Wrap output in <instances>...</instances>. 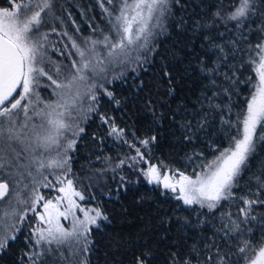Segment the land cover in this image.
<instances>
[{
	"label": "snow or ice",
	"instance_id": "snow-or-ice-1",
	"mask_svg": "<svg viewBox=\"0 0 264 264\" xmlns=\"http://www.w3.org/2000/svg\"><path fill=\"white\" fill-rule=\"evenodd\" d=\"M6 3L0 7V258L11 250L31 212L38 223L26 238L29 250L19 258L20 264H90L93 226L99 227L98 222L108 221V216L100 205L83 206L84 192L67 177L71 172L69 153L76 151L85 131L81 121L87 122L95 114L107 126L109 137L134 149V154L115 163L110 157L103 158L104 167L97 171L101 177L113 173L114 183L102 195L118 199L135 175L137 182L142 178L173 193L175 200L192 208L198 217L195 223L185 218L180 227L199 229L200 237L191 244L186 235L172 241L162 250L163 264H264V168L251 171V162L264 151V0H233L227 10L221 3L210 17L193 20L191 30L204 43L201 51L191 52L192 59L180 75L195 70L204 78L197 98L202 112L180 116L186 112L180 106L165 115L154 99L144 96L142 110L151 121L149 133L157 127L164 129L167 121L165 130L174 125L179 138L194 147L199 134L207 135L212 127L208 116L219 114L228 144L190 174L151 162L159 133L140 136L101 111L104 98L116 108L128 102L110 87L117 82L136 81V97L145 90L141 72L148 71L149 57L156 54L154 38L167 31L175 17L174 6L183 7L181 0H96L107 28L97 25L92 29L94 35L77 38L53 27L52 32L67 38V42L59 41L63 48L41 30L47 17L54 16L53 0ZM187 23L181 17L176 27L184 29ZM221 25L233 34L240 33L227 40V47L214 38L225 32L211 31ZM242 43L244 47H240ZM51 52L64 56L70 67L53 59ZM237 56L241 57L238 62ZM172 57L183 63L178 53ZM245 65V71L250 69L254 77L238 75ZM174 70V64L162 63L151 87L157 93L164 87L167 95H174L178 83ZM240 84L249 86L248 95L237 106L233 97L241 94ZM42 88H51L57 99L45 102ZM196 115H200L199 121ZM53 151L55 156L46 160L44 154ZM201 156L203 153L193 151L184 158L194 163ZM45 169L59 170L52 173L59 185L55 191L60 193L55 198L46 199L40 192L41 187H54ZM245 186L247 191H243ZM233 205L235 213L230 210ZM38 206L42 211H37ZM61 219L70 220V226L65 227ZM205 224L212 227L211 235L203 233ZM160 255L145 243L133 255L132 264H160Z\"/></svg>",
	"mask_w": 264,
	"mask_h": 264
},
{
	"label": "trees",
	"instance_id": "trees-1",
	"mask_svg": "<svg viewBox=\"0 0 264 264\" xmlns=\"http://www.w3.org/2000/svg\"><path fill=\"white\" fill-rule=\"evenodd\" d=\"M221 3L227 10L233 0H181L183 7L174 6L175 17L169 22L167 31L154 38V43L157 46L156 54L149 57L152 63L147 65L148 71L141 72V78L146 85L145 90L139 94V97H136L134 95L136 81L130 78L125 84L117 82L110 86L118 97L127 99L126 104L121 108H116L106 98L102 101L101 111L107 112L109 116L113 117L120 127L133 129L140 136L159 133V142L152 146V163L163 162L167 168L179 169L190 174L196 165L213 159L219 150L228 144L226 133L219 122L218 113L208 116L212 127L208 128L207 135L199 134V139L195 142L194 147L179 138L180 134L174 125L171 130H165L168 128L167 121L164 122V129L157 127L149 133L148 125L151 121L142 110L144 96L147 94L155 100L156 107L165 115L175 112L180 106L186 109V112H181L180 116L191 117L194 113L202 112L197 98L201 96L203 87L201 81L204 78L195 70L183 77L180 74L188 61L192 59L191 52L193 50L201 51L200 46L204 43L202 37L199 34H194L191 30L193 20L202 16L210 17ZM4 6H7L6 0H0V7ZM52 12L54 16L47 17V22L41 26V30L48 32L49 39L57 44L61 39L67 42V38L52 32L53 27L57 32L66 30L77 38L94 35L92 29L97 25L107 28L106 22L101 19V11L96 0H53ZM181 17L188 22L184 29L176 27ZM77 27L80 29L79 32L76 31ZM211 31L213 33L225 32L224 36L216 34L214 38L217 42L224 43L226 47L229 38L235 39L240 34L238 31L235 34L232 31H226L222 25ZM59 47L63 48V45L59 44ZM240 47H244L243 43ZM174 52L183 57V63L173 60L172 53ZM50 54L53 59L63 60L70 66V61L64 56H60L56 52ZM240 59L241 57L237 56V62ZM162 63L169 64L170 67L175 65L174 76L178 83L175 94L172 96L166 94L167 90L164 87H161L158 93L155 88L151 87L157 79ZM245 69H248L247 65L240 69L238 75L243 73L245 76L249 74L255 76V73L250 69L248 71ZM131 75L133 74L129 73L130 77ZM248 87L246 84L239 85L241 94L238 97H233L237 106L241 105L244 97L248 95ZM40 91L45 102L55 100L51 88H42ZM223 100L227 102V97H223ZM200 119V115L195 116L196 121ZM81 126L85 131L77 141L76 151L69 153L71 172L67 178L73 179L77 190L84 192L86 200L82 203L85 206L100 205L108 216V221L101 220L98 222L99 227L93 226L91 235L93 246L89 254L90 264H132L133 255L140 251L145 243L161 253L160 264H163L162 250L166 249L172 241L177 240L181 235H186L189 244H191L194 239L200 237L201 230L180 227L185 218L193 223L198 219L192 208L175 200L173 193L166 192L162 187L149 185L142 178H139V182H137L138 177L132 175L133 182L127 185V190L120 191L118 199L114 196L102 195L114 183L113 173L106 172L101 177L100 172L97 171L104 167L103 158L110 157L115 163L130 152L134 154V149H129L127 144L109 137L107 126L102 125L95 114H92V118L87 122L81 121ZM231 131L234 132L235 129ZM66 135L70 136V133H66ZM127 138L131 139V137ZM193 151L203 153V156L195 159L194 163H189L184 156L185 153L192 154ZM262 168H264V151L261 152L258 159L251 162L253 173L259 172ZM58 172L59 170L56 169L45 170V174L48 175ZM243 191H247L246 186ZM89 197H95V199H89ZM230 210L235 213L236 205H233ZM35 222V214L29 212L28 219L23 223L17 241L13 243L8 254L0 258V264H20L19 258L29 250L26 238L35 228ZM213 223H217V221L214 220ZM202 231L205 235H211L213 229L210 225L205 224Z\"/></svg>",
	"mask_w": 264,
	"mask_h": 264
},
{
	"label": "rangeland",
	"instance_id": "rangeland-1",
	"mask_svg": "<svg viewBox=\"0 0 264 264\" xmlns=\"http://www.w3.org/2000/svg\"><path fill=\"white\" fill-rule=\"evenodd\" d=\"M69 67H70V66H69ZM56 99H57V97L55 96V100H56ZM55 100H54V101H55ZM54 101H53V102H54ZM17 148H19V146H17ZM44 156H45V159H46V160H47V159H51L53 156H55V151L50 152V153H45ZM24 160H26V157L24 158ZM45 170H46V169H45ZM45 170H44V172H45ZM33 171H34V169H33ZM46 175H48V174H46ZM48 179L53 181L54 187H51V188H44V187H41V188H40V190H41L40 192H41V194H43V195L45 196L46 199H48V198H55L56 196L60 195V193H58L57 191H55V188H56V187H59V185H56V184H55V175H53V174L48 175ZM44 190H45V192H44ZM41 203H43V202H41ZM80 203H81L83 206H85V205L82 203V201H80ZM85 207H87V206H85ZM37 211H42V207H39V206H38ZM77 215H81V214L78 212ZM37 223H38V220H37V218H36V222H35V225H34L35 227L37 226ZM61 223H63V224L65 225V227H69V226H70V220H69V221H64L63 219H61Z\"/></svg>",
	"mask_w": 264,
	"mask_h": 264
}]
</instances>
